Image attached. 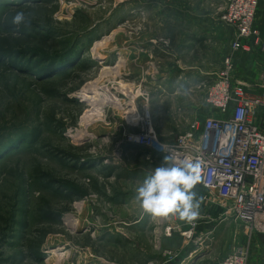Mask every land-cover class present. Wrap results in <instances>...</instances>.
I'll use <instances>...</instances> for the list:
<instances>
[{"label": "rangeland", "instance_id": "374dc122", "mask_svg": "<svg viewBox=\"0 0 264 264\" xmlns=\"http://www.w3.org/2000/svg\"><path fill=\"white\" fill-rule=\"evenodd\" d=\"M228 5L0 0V264H176L183 261L184 246L212 249V238L195 236L193 229L190 238L180 232L165 243L152 237L154 228L137 242L133 229L123 225L134 217L123 201L134 199L136 187L161 165L127 136L139 131L136 110L146 94L159 137L175 140L190 129L195 115L174 114L178 107L161 100L163 91L185 85H161L155 78L220 65L223 38L233 31L231 48L236 38L222 20ZM21 11L26 23L17 26L13 18ZM260 21L264 0H257L254 27ZM261 40L250 49L259 82L234 78L252 95L264 94ZM66 63L73 68L47 74ZM215 81L190 82V91L200 92L204 118L230 115V109L223 113L206 102ZM253 120L264 127V109ZM73 220L80 225H70ZM171 231L166 228L165 235ZM55 251L68 255L51 259Z\"/></svg>", "mask_w": 264, "mask_h": 264}, {"label": "built area", "instance_id": "2783aa9c", "mask_svg": "<svg viewBox=\"0 0 264 264\" xmlns=\"http://www.w3.org/2000/svg\"><path fill=\"white\" fill-rule=\"evenodd\" d=\"M256 7L257 0H229L222 20L236 31L233 52L261 44V34L254 27ZM233 69V56H227L206 96V102L223 113L230 109L228 117L220 113L196 120L189 130L166 143L156 133L146 94L145 103L136 110L139 131L129 134L127 141L154 155L202 160L198 183L207 192L205 198L219 201L223 216L242 225L252 237L264 234V127L253 120L257 110L264 109V94L252 95L243 82L233 81ZM184 235L190 238V233ZM170 257L172 261L177 258ZM222 264H247V255L237 248Z\"/></svg>", "mask_w": 264, "mask_h": 264}, {"label": "crops", "instance_id": "0c3cea01", "mask_svg": "<svg viewBox=\"0 0 264 264\" xmlns=\"http://www.w3.org/2000/svg\"><path fill=\"white\" fill-rule=\"evenodd\" d=\"M257 25H260L258 27L262 32V38H264V21H260L258 24H256V26ZM231 32L233 33V31H230L229 39L226 40L223 38V44L225 46L223 49L224 54H222V51H220L222 54L219 58L221 63L220 65H216L215 63L213 67L211 66L207 72L206 69H200V67L188 68V70H181V73L177 76H173L171 74L155 78L157 81L156 83H160L161 85H165L167 82L182 83L185 85V90L182 87L181 89L174 88L169 93L165 91L161 93L162 102L167 101V106L173 105V109L178 107L179 113L177 111H173L174 114H183L184 112L192 113L195 115L196 120L203 121L206 119L202 117L204 112L199 110L200 105L202 104V102H200V92L190 91V82H192L193 85H198L200 82H206L208 79L213 81L214 79H217L221 72H219L220 68L221 70L223 69V61L225 59L224 57H226L228 53L232 51L231 44L233 37ZM186 45L188 46V44ZM226 50H229V52L227 53ZM232 56L234 59V72L232 73V75H234L233 78L236 80L238 78H243L250 80L251 82H259V80H256L258 75L255 74V69H253V64L255 61L252 58L253 55L251 50L234 52ZM252 77L255 78V81L252 79ZM190 100H192L193 103H190ZM201 101H203V98ZM217 117H219V114ZM161 139L163 140V138ZM172 140L163 141L170 143ZM148 151L150 152V150ZM155 156L157 157H154L155 159L152 163L162 164L164 156ZM193 190L197 193V197L200 199L199 215L194 221L187 222L180 220L177 216L154 219L150 214L144 213L136 200H131L129 196L128 199L122 203L134 209L132 211V215L134 217L132 220L124 219L123 225L133 229V236L137 242V238L141 237L139 240L141 242L142 237L148 234L149 230L152 232L154 228L157 229L156 231H153V233H150L152 237L156 238L155 241H157L159 237L161 242L165 241V243H173L181 236V234H179L180 232H188L191 229H193L192 233H194L195 236L207 235L208 239L212 238L210 247L212 249H209V247L198 248L195 246L194 248H189L188 246V248H185L184 246L183 249L186 251L181 257L183 261L180 260V262H177L176 264H197V261H201L200 264H206L210 261L222 264L223 260L236 248H238V246L246 253L247 264H264V234H256L252 237H248L242 225H236V222L223 217L224 210L219 201L214 199L207 200L205 198L207 192L199 183H197ZM121 201L122 200H120V202ZM168 227L172 228L170 236L165 235V229ZM221 247L224 248V251L221 250ZM215 249H218V252H216Z\"/></svg>", "mask_w": 264, "mask_h": 264}, {"label": "clouds", "instance_id": "9594fccd", "mask_svg": "<svg viewBox=\"0 0 264 264\" xmlns=\"http://www.w3.org/2000/svg\"><path fill=\"white\" fill-rule=\"evenodd\" d=\"M22 23H26V16L21 11L14 16L13 24ZM202 165L200 159H173L166 155L162 164L136 187L134 199L154 219L177 216L192 222L199 215L200 199L193 189L201 180Z\"/></svg>", "mask_w": 264, "mask_h": 264}, {"label": "bare ground", "instance_id": "6f19581e", "mask_svg": "<svg viewBox=\"0 0 264 264\" xmlns=\"http://www.w3.org/2000/svg\"><path fill=\"white\" fill-rule=\"evenodd\" d=\"M95 101H96V99H94ZM85 137V136H84ZM75 138H77L76 136H73V139H75ZM78 219V218H77ZM71 220V219H70ZM70 223V222H69ZM69 225V224H68ZM70 225H72V226H74V227H78L79 225H80V223L78 222V220H73L72 222H71V224ZM76 229V228H75ZM68 255V253L67 252H60V251H55V253H53V255H52V258L51 259H53V258H61V257H65V256H67ZM51 259H49L48 261H50Z\"/></svg>", "mask_w": 264, "mask_h": 264}, {"label": "trees", "instance_id": "16d2710c", "mask_svg": "<svg viewBox=\"0 0 264 264\" xmlns=\"http://www.w3.org/2000/svg\"><path fill=\"white\" fill-rule=\"evenodd\" d=\"M73 68V66H70V64L69 63H66V66H52V67H50L49 68V70H48V72H47V74L49 73V74H51V73H62L63 71H65V70H67V69H72ZM48 74V75H49Z\"/></svg>", "mask_w": 264, "mask_h": 264}]
</instances>
